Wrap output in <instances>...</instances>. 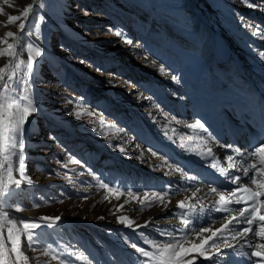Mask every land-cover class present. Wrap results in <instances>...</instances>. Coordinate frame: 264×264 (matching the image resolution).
<instances>
[{
	"label": "rangeland",
	"instance_id": "1",
	"mask_svg": "<svg viewBox=\"0 0 264 264\" xmlns=\"http://www.w3.org/2000/svg\"><path fill=\"white\" fill-rule=\"evenodd\" d=\"M28 5L30 0H0V156L6 158L0 173L5 171L2 188L14 189L0 203V214L11 210L16 217L4 220L6 230L22 231L33 264H99L111 253L114 259H126L131 244H138L137 232L145 240L158 232L114 225L122 210L114 191L126 187L128 176L123 174L138 175L133 166L141 164L145 153L144 140L136 136L149 139L154 133L142 134L151 127L166 134L169 119L157 103V88L176 99L180 75L171 67L197 59L195 49L211 29L236 45L234 35L241 37L234 23L251 22L248 14L264 16V5L255 0H40L27 33L18 37L19 59L12 62L14 35L7 33L15 34ZM13 16L21 19L12 21ZM226 46L221 48L225 52ZM210 81L211 90L220 87ZM137 94L162 111L142 106ZM24 109L28 118L22 135L9 147L8 129L16 126ZM21 154L23 175L18 171ZM145 170L149 185L154 174ZM120 176L119 184L110 185ZM16 179L21 181L18 187ZM97 183L111 192L104 200L91 195ZM25 224L40 227L26 230ZM29 230L34 231L33 247ZM12 264L26 263L17 256Z\"/></svg>",
	"mask_w": 264,
	"mask_h": 264
},
{
	"label": "bare ground",
	"instance_id": "2",
	"mask_svg": "<svg viewBox=\"0 0 264 264\" xmlns=\"http://www.w3.org/2000/svg\"><path fill=\"white\" fill-rule=\"evenodd\" d=\"M257 4L264 5V0H255ZM255 4V3H253ZM256 6V4L254 5ZM261 6V5H260ZM259 10V8H258ZM34 11V10H33ZM33 14V12H32ZM261 15V13L258 12ZM28 29V27H27ZM17 30V28L15 29ZM28 31V30H26ZM25 31V33H27ZM24 33V32H23ZM21 33V34H23ZM19 34L18 37L21 35ZM221 36H208L202 46V50L204 51L203 55L205 57L204 63H208V59H216L217 55L214 54L215 51L219 47L225 46L226 43L220 38ZM227 47V46H226ZM201 50V51H202ZM227 54H231L232 56H236V52H231L228 49L226 51ZM21 52L18 44V38L16 41H13L12 44V54L10 61L14 62L19 59ZM230 56V55H229ZM230 56V57H232ZM10 65L7 67L9 68ZM196 64L192 63L188 65V68L191 70L196 69ZM186 65L182 67L181 65V74L185 72ZM8 70V69H7ZM6 73V70L5 72ZM8 77H13V73H11ZM210 80L212 77L210 76ZM213 83V82H211ZM187 87V83L184 82L183 84ZM210 89V90H209ZM214 89V88H213ZM196 92V88L193 89ZM209 92L208 98L210 101H217L219 95V90H212L211 87L207 88ZM194 92V91H193ZM185 93V92H184ZM183 93V94H184ZM183 94L181 95L183 97ZM219 94L226 95L224 92H220ZM156 95V94H155ZM158 95L161 96L160 93ZM194 95L193 103L196 107H198L199 101H205L200 94V97ZM138 102L143 103L142 106L148 105V107L152 109H156V111L160 110L157 106V103L153 102L147 96H143L142 94L136 95ZM152 98V97H151ZM181 98V97H180ZM6 99V98H5ZM179 107L178 110L181 111V116L179 117L177 114H173L174 116L167 115L169 119L166 123V134L164 131H161V134L164 136H168L172 142L177 143V145H181L183 147V153H172L165 144H162V141L157 140L158 136L156 133L149 134V139L143 138L141 136H136L137 138L144 140L145 145V153L142 155V162L141 164H135L133 169L137 171L148 169L149 172H152L154 175L152 177V181L149 185H144L141 187L140 185L136 184L135 178L132 175H129L127 178V185L124 187V190L114 191L119 196V203L122 205L121 212L116 214V221L114 220V225L120 226L124 229H136L137 227H141L142 231L147 232L150 230L149 227H152L154 231H160L162 226L164 225L166 232L173 234L168 224L170 223H179L178 220L175 218H171L167 215V213H172V208L178 207V202L183 200L186 206H189L194 203L196 198L200 195L201 188L198 183L193 182L192 187L185 188L184 190L181 189V172L184 170L181 169V160L186 159L188 156L192 154V148L190 147L193 141L200 140L199 135H197V127L195 126L197 120V114L193 112L192 107H187L185 104V99H177ZM4 103V97L0 94V104ZM140 106V107H142ZM203 109V108H202ZM162 111V109L160 110ZM164 111V110H163ZM199 111L201 109L199 108ZM203 111V110H202ZM160 113V112H159ZM164 117V116H163ZM126 141L128 143H134L135 139L132 136H126ZM169 138L165 137L166 140ZM152 153H155L153 155ZM1 155V152H0ZM4 163V167L6 166V158L2 155L0 156V166ZM126 162H123V164ZM140 163V162H139ZM124 166V165H123ZM127 167V166H126ZM137 167V168H136ZM144 167V168H142ZM133 170V171H134ZM146 171V170H145ZM5 171H1L0 173V188H2V183L5 181ZM139 174V171H138ZM182 177L189 178L191 181H197V179L193 180L191 174L183 173ZM179 182V185L176 183ZM190 182V181H189ZM93 187H96L91 195H94V198L104 200V196L110 191L107 187L102 186L101 183H97ZM199 189V190H198ZM167 190L170 191V194L166 192ZM87 195L90 194L91 190H86ZM111 193V192H109ZM1 203V202H0ZM117 202L113 204L116 205ZM1 206V205H0ZM114 208V207H113ZM119 209V208H118ZM20 215V214H19ZM123 217L124 219H119ZM16 218L14 213L11 210H8L4 214H0V234L3 235V239H0V264H12L17 263V256L20 259H24L26 264H33L32 254L28 249V244L24 241L23 234H21L20 230L8 232L6 230V224H4V220H9L13 222V219ZM130 225V226H129ZM8 228V227H7ZM208 229V228H207ZM215 226L210 228L207 232L196 231L194 234L188 236L182 242H174L179 243L182 247L178 248L177 251H180L181 254L186 253L187 256L193 254H206L207 252H201L199 247L202 246L207 237H209ZM9 230V229H8ZM156 241V238H154ZM153 240V244L156 246H161L163 243H155ZM195 246V247H194ZM13 248L15 250H13ZM132 250V249H130ZM132 252V251H131ZM17 255V256H16ZM107 255V254H106ZM91 257H93L91 255ZM96 260V258L94 257ZM104 259V258H103ZM106 259V258H105ZM139 261H133L132 264H138ZM99 264H119L118 262L112 263L110 259L101 260Z\"/></svg>",
	"mask_w": 264,
	"mask_h": 264
},
{
	"label": "snow or ice",
	"instance_id": "3",
	"mask_svg": "<svg viewBox=\"0 0 264 264\" xmlns=\"http://www.w3.org/2000/svg\"><path fill=\"white\" fill-rule=\"evenodd\" d=\"M31 7V6H29ZM27 12V8L25 9V13ZM12 21L15 20H20L21 17L20 16H13L9 18ZM19 29L20 31H23L24 29V23H20L19 25ZM14 33L9 31L7 33V36L11 37L13 36ZM117 35H120V33H117ZM129 43H131V41H128ZM9 47H11V45H9ZM261 56H264V53H261ZM27 67H31V64H28ZM161 71H163V66H161ZM173 80L177 79V77L172 76L171 77ZM9 79H11V77H9ZM8 85L5 84V88H7ZM33 112L36 111V108L32 109ZM28 118V110L24 109L23 113L21 115V119L17 122L15 127L9 128L8 129V133H9V139L12 140V144L9 147H14L15 143H16V138L17 136H21L22 135V125L24 123V120ZM195 126H199V127H203V125L200 124L199 121L196 122ZM20 148L24 147L23 144V140H20ZM229 148L231 146H228ZM237 151H239L237 149ZM153 155H155V153H152ZM243 155V154H242ZM259 156L261 159V166H257L255 164H251L249 167L244 168L243 171V177H249V172L250 170L254 171L257 175L260 176H264V142L260 143V145L258 147L255 148L254 152H249L247 153V156L249 157H254V156ZM19 159V167H18V171L21 173V175L24 174V170H25V158L24 156L21 154L18 157ZM229 160L232 159L231 156L228 157ZM77 163H79V161H77ZM251 184L256 185L257 184V178L256 175H253L251 177H249ZM241 180L242 177L240 175H237L235 177H233L231 179V182L235 185V188L233 191H231L229 193L230 196H235L237 193H240L242 190L247 192L250 191V189L243 187V185L241 184ZM21 181L19 179H16L14 181V184L18 187L20 185ZM199 190V189H198ZM14 191V189L11 188H0V202H3V199L6 196H10L12 194V192ZM212 192H216V189L213 188L211 189ZM261 196H264V192H259V191H252L251 192V197H250V201H244L242 199H226L225 195L223 193L220 194L219 196V201H217V203L220 204H240V205H245L244 207H241L238 211H239V216L236 217L234 216L232 218V221H229V223H232L233 221L239 224H243V225H247L245 227H243L242 229H238L235 233V236H239V237H246V235L248 233H253L254 236L260 237L262 240H264V215L259 214L258 209H257V201H259L260 204H264V200H259V198ZM178 208L180 209H184L186 207L185 203L183 200H180L178 202ZM215 211H221L222 209L220 208H215V206H213ZM191 210L192 211H203V208L201 207L199 210H197L195 208V206H191ZM42 220H50L52 218L49 217H43L41 218ZM61 219L60 217H55V220H59ZM101 219H103V217H101ZM119 219L123 220V217H120ZM183 224L187 227L189 225V220L185 219L183 221ZM252 225H258V230L249 227ZM130 226V225H129ZM37 227H40V225H28L25 224L24 228L27 229H36ZM224 227H227V225H225ZM180 231H184V229H180ZM201 232H207L209 231V229L207 228H201L200 229ZM222 231V229H216L215 232L212 233V236H209L206 238L205 243H207V241L212 240L214 236H216L217 233H220ZM11 232V229H9V233ZM161 235H164L163 233ZM27 238L29 241V247H33L36 243V240L34 239V231L29 230L27 232ZM235 238V237H234ZM0 239H3V235L0 234ZM174 240H178L177 237L172 236L171 234H169V242L165 243L161 246H157V251L155 253L149 252L147 251L144 247H137V244L132 243L131 247L133 249H135V251L139 254H141V256L143 257H154V264H191V261H185L181 258V252L177 251L178 248H181L182 246L179 243H172L171 241ZM224 245L226 248H232L234 249L235 246L232 244H229L227 241H223ZM195 247V246H194ZM253 245L250 243L249 244V248H252ZM260 248L264 249V244L259 245ZM13 250H15L13 248ZM220 250L217 249V252L215 255H220ZM201 255H203V253H201ZM243 255H249L250 258L251 257H255L257 259V264H264V251H257V250H252L250 253H244ZM205 259H214V256H205ZM224 264H228L227 261L224 262Z\"/></svg>",
	"mask_w": 264,
	"mask_h": 264
},
{
	"label": "water",
	"instance_id": "4",
	"mask_svg": "<svg viewBox=\"0 0 264 264\" xmlns=\"http://www.w3.org/2000/svg\"><path fill=\"white\" fill-rule=\"evenodd\" d=\"M39 1L40 0H30V5L27 6V12L25 13V15L22 17V19L20 20L19 24L17 25V31L14 34L13 41H16L17 38H18V35L23 33V32H25L27 30V27L29 26L30 20H31V17H32V12L37 6H39ZM29 6H31V7H29ZM22 22L24 23V29H23V31H20L19 25Z\"/></svg>",
	"mask_w": 264,
	"mask_h": 264
}]
</instances>
